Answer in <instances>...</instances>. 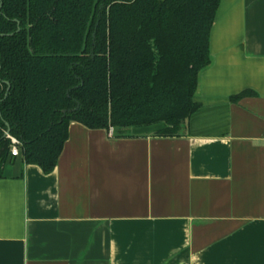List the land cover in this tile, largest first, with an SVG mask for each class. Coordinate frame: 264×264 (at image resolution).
<instances>
[{"label":"crops","instance_id":"obj_1","mask_svg":"<svg viewBox=\"0 0 264 264\" xmlns=\"http://www.w3.org/2000/svg\"><path fill=\"white\" fill-rule=\"evenodd\" d=\"M194 101L177 136L71 122L52 173L8 160L0 264H264V0L220 1Z\"/></svg>","mask_w":264,"mask_h":264},{"label":"trees","instance_id":"obj_2","mask_svg":"<svg viewBox=\"0 0 264 264\" xmlns=\"http://www.w3.org/2000/svg\"><path fill=\"white\" fill-rule=\"evenodd\" d=\"M220 1L0 0V179L10 138L25 165L52 173L71 122L177 136L199 108Z\"/></svg>","mask_w":264,"mask_h":264},{"label":"built area","instance_id":"obj_3","mask_svg":"<svg viewBox=\"0 0 264 264\" xmlns=\"http://www.w3.org/2000/svg\"><path fill=\"white\" fill-rule=\"evenodd\" d=\"M108 134L110 136L113 135V128H109L108 130ZM11 139V149H10V156L11 157H18L19 156V150H18V141L14 138H10Z\"/></svg>","mask_w":264,"mask_h":264},{"label":"water","instance_id":"obj_4","mask_svg":"<svg viewBox=\"0 0 264 264\" xmlns=\"http://www.w3.org/2000/svg\"><path fill=\"white\" fill-rule=\"evenodd\" d=\"M7 125V124H6ZM8 132H9V130H7V132L5 133V136H8Z\"/></svg>","mask_w":264,"mask_h":264},{"label":"rangeland","instance_id":"obj_5","mask_svg":"<svg viewBox=\"0 0 264 264\" xmlns=\"http://www.w3.org/2000/svg\"><path fill=\"white\" fill-rule=\"evenodd\" d=\"M152 127H155V125H152ZM132 129H134V128H132ZM132 129H131V130H132ZM131 130H130V131H131Z\"/></svg>","mask_w":264,"mask_h":264}]
</instances>
